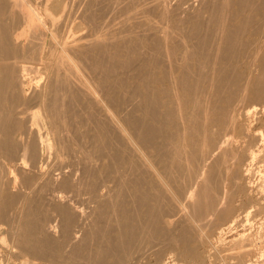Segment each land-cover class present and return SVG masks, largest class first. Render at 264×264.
Here are the masks:
<instances>
[{"label": "bare ground", "instance_id": "1", "mask_svg": "<svg viewBox=\"0 0 264 264\" xmlns=\"http://www.w3.org/2000/svg\"><path fill=\"white\" fill-rule=\"evenodd\" d=\"M257 13L264 26V0H0V244L11 256L141 264L167 247L189 256L198 238L248 221L253 198L233 191V170L264 144L245 105L264 101V55L245 90L228 88L225 62Z\"/></svg>", "mask_w": 264, "mask_h": 264}, {"label": "rangeland", "instance_id": "2", "mask_svg": "<svg viewBox=\"0 0 264 264\" xmlns=\"http://www.w3.org/2000/svg\"><path fill=\"white\" fill-rule=\"evenodd\" d=\"M253 15L256 16L255 18H256V20H258L260 22V24L258 23V21L254 22L255 18H253L254 21H253V19H251V17ZM257 15H260V16H257ZM257 15L252 14L250 16L252 23H254L253 26H250V24H249L248 27L247 26L245 27L246 31L244 29H242L245 32L244 33L242 32L243 35H242V33L240 34L241 37L239 36L240 39H238L239 40L238 42H240V43L239 44L236 43L239 46L237 47V45H235V47H234V50L235 49L237 50L236 53L240 52L239 54L237 53L239 57L235 59L237 54L235 56L234 55L232 56L231 54H229V56H228L229 58L226 57L227 55L225 56V59L226 58L229 59L225 62V64H227L226 65L227 66V75L229 78L227 80V82H229V83L231 82V84H228V88L231 87L232 89H234L236 87L234 90H237L238 88L245 90L248 87V84L251 81H253L254 79H256L261 74V72H260L261 71L260 70L261 69V62L260 61L264 55V40H263L264 37H263V32L261 34H260V32L262 30L261 29L262 27L264 29V26L261 25L263 23L261 21L263 19L262 18L263 16H261V14H258V13H257ZM260 17H261V20H259ZM252 23H251V25H252ZM256 23L260 25L258 31H257L258 26L256 27ZM253 31L255 33L256 32H259V33L255 35L253 33ZM149 32H151V30L147 32L148 36H149V34H148ZM246 42L248 45L246 44ZM244 51H246V52H244ZM143 53H144V55H147V52H146V50L144 52V49H143L142 54ZM142 54H141V56L143 58L144 56ZM146 57L147 56H145V58ZM229 61H231V62H229ZM230 79H231V81H230ZM234 83L237 85H235ZM224 85L226 86L225 83H224ZM231 88H230V90H231ZM248 97L249 98H247L245 101V105L248 106L249 108L251 107V109H253L255 106L257 108L255 111L252 112V114L250 116L251 117L250 121L254 124V126L256 127V130L264 131V101L263 100H255V98L252 95H248ZM255 151H256L255 160H254V157L250 156V152H247L245 154V156L241 157V159H240L241 161H239L238 165H236L235 169L233 170V172L236 175L235 176L236 182L233 183V185H232L233 191L234 192L237 191L236 193L241 194L242 195L241 198H243V195L244 196H250L251 199L253 198V202H254L253 205H255V206L252 207L253 210L250 212L251 215H248V217H247L248 221H246V219H245L246 217L241 216V219L239 220V222H237L238 225L236 224L235 228L232 231H229V233H225L220 241L217 240L218 238L215 235H213L215 238L213 236L210 238L205 237L204 239H200V240L198 238L197 239L198 241L195 240V242H193L191 244L192 247L190 246V248H189L190 250L188 249L189 251L187 254L191 253L192 256L191 255L185 256L184 255L185 252H184V250L182 251V249L176 248L175 250H173V248L167 247L164 249L165 251L163 250L160 253V255L157 254L158 257L156 254L148 255L147 256L148 259L145 260V258H144L143 262L141 264H144V263H146V264H241L242 262L245 261V259L247 261V257H248V260H250L248 262H253V264H264V254H262V253H264V144L262 145L261 143H259L258 147L255 148ZM248 154L251 158L247 157ZM249 169H250V171L248 172ZM246 173H247V175H246ZM240 190H242L243 193ZM247 193H249V194L247 195ZM258 200H260L259 203H257ZM242 221H244V222H242ZM247 222H249V223H247ZM241 223L243 225H241ZM246 224H248V225L250 224V225L248 226ZM225 226H227V225H225ZM225 226H223V227H225ZM236 227H237V230H236ZM3 229H6V228L4 227ZM224 237L226 239H223ZM261 238L263 240H261ZM205 239H207V240H205ZM203 240H205V241H203ZM243 240L246 242L248 241L249 243H246ZM0 243L5 244L2 241H0ZM241 243H243V244H241ZM251 243H252V245H251ZM2 244H0V264H20L19 260L16 259L15 257L13 258L11 256L10 252L8 251V249H5V246H3ZM244 244H246V245L250 244V246H252L253 249L252 248L251 249L254 250V251H251V252H253V253H251L252 257L248 256V254L245 255L244 253L240 254V256H239V253L241 251L240 245L242 246ZM238 245H239V247H238ZM238 250H239V252H238ZM179 251H180V253H179ZM182 252H183V254H182ZM231 252L234 254H232ZM235 253H236V256L238 255V257L235 256ZM251 254H249V255H251ZM243 255H245V256H243ZM231 256H233V257H231ZM241 256L243 258H241ZM262 256H263V258H262ZM246 261H245V263H248Z\"/></svg>", "mask_w": 264, "mask_h": 264}]
</instances>
